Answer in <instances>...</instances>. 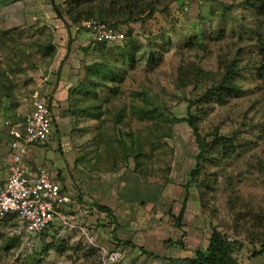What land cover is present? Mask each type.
Wrapping results in <instances>:
<instances>
[{
	"label": "rangeland",
	"instance_id": "obj_1",
	"mask_svg": "<svg viewBox=\"0 0 264 264\" xmlns=\"http://www.w3.org/2000/svg\"><path fill=\"white\" fill-rule=\"evenodd\" d=\"M66 1L0 0V133L30 111L34 94L50 104L37 161L72 195L74 217L20 236L0 264H101L110 251L121 254L110 264H186L213 229L235 242L231 263L263 264L251 254L264 243V0H154L149 18L118 23L124 41L108 47L69 21ZM230 63L242 93L202 99ZM191 66L209 80L195 81ZM148 103L159 116L130 114ZM188 105L207 147L211 133L234 147L227 156L206 150L193 182L195 139L176 121ZM102 204L111 219L94 208Z\"/></svg>",
	"mask_w": 264,
	"mask_h": 264
},
{
	"label": "built area",
	"instance_id": "obj_2",
	"mask_svg": "<svg viewBox=\"0 0 264 264\" xmlns=\"http://www.w3.org/2000/svg\"><path fill=\"white\" fill-rule=\"evenodd\" d=\"M79 28L86 31L94 44H118L123 35L92 19L82 20ZM30 111L16 122H4L7 137V177L0 188V231L10 224L11 235L34 236L53 225L71 226L73 197L37 161L31 149L47 142L51 135V112L45 100L32 97ZM13 219L18 221L12 225ZM101 264L118 262L117 251L103 253ZM168 264V263H161Z\"/></svg>",
	"mask_w": 264,
	"mask_h": 264
},
{
	"label": "trees",
	"instance_id": "obj_3",
	"mask_svg": "<svg viewBox=\"0 0 264 264\" xmlns=\"http://www.w3.org/2000/svg\"><path fill=\"white\" fill-rule=\"evenodd\" d=\"M153 1L154 0H67L65 2V11L71 23H76L78 25L81 20H87L95 17L99 23L123 35V33L117 27L118 23L127 24L129 22H142L143 20L149 18L155 12V9L149 4ZM52 9L55 15L60 18L59 13L53 5ZM259 10L261 14H264V1L261 3ZM122 41H124V36ZM96 45H100V47L112 46L106 43ZM190 68V75L195 79V81L201 80L202 78H206V80H209V74L203 73L198 69V67L191 66ZM235 74L236 71L233 63H230L226 66V69L224 70V73L220 77V79L216 81L215 84H212V86L205 91L203 97L201 98L206 99L207 97H214L217 104H222L226 96L240 95L242 91L232 81ZM182 75L183 74H181V77ZM142 98L144 99V102L147 101L144 95H142ZM47 105L49 108L50 104L48 103ZM187 109V117L176 121L185 122L189 129L192 131L195 139L198 153L196 154L194 159V169L189 173L190 181L193 182L194 178L200 171V161L206 158H204L206 150L211 151L214 148H219V153L222 156H227V154L230 153L234 147L230 139L217 136L216 133H211L210 136H212V141L209 144L211 147H207L208 145L205 143L204 139L201 138L198 134L195 124V117L189 113L190 105H188ZM131 110L132 111L130 112V114H134L138 120L153 119L156 115H158L155 108L151 105L149 108H146L145 106H132ZM137 156H135V160ZM185 202L186 195L182 200V204L177 213V216L174 217V225L176 226V228H179V223L182 220L185 210ZM94 208H96L97 213H102L106 217H109L111 219L112 212L110 209L101 205H95ZM5 237L7 242L3 247H0V252L8 251L13 247L15 243L17 244L20 241V236L10 235ZM168 244L171 246L174 245L182 248L180 243L177 242L168 241ZM234 244L235 242L229 241L223 234L213 229L208 236L207 247L205 250H196L194 251L192 257L184 258L179 262L186 264H234L231 263L229 259V255L233 251ZM130 246L131 248L135 247L131 244ZM261 256H264V243L260 244V249L258 251L251 254L252 258H258Z\"/></svg>",
	"mask_w": 264,
	"mask_h": 264
},
{
	"label": "crops",
	"instance_id": "obj_4",
	"mask_svg": "<svg viewBox=\"0 0 264 264\" xmlns=\"http://www.w3.org/2000/svg\"><path fill=\"white\" fill-rule=\"evenodd\" d=\"M16 122V121H15ZM0 147H5L6 148V153L4 154V153H2L1 151H0V188L2 187V185L4 184V181H5V179H6V177H7V162H8V148H7V137H6V135H5V129L3 128V132H1L0 133ZM40 149V148H39ZM32 150V152H33V154H34V156H35V158L38 160L39 159V154H38V148L37 147H35V148H33V149H31ZM43 151H45V149H43ZM38 155H37V154ZM102 206L103 207H106V208H108V209H110L111 210V208L110 207H108V206H106L105 204H102ZM185 211V210H184ZM185 212L183 213V217H182V219L184 220V216H185ZM112 215H113V213H112ZM206 247H207V245H206ZM205 247V248H206ZM181 250H185V249H183V248H181ZM186 251V254L188 253L187 252V250H185ZM185 255V254H184ZM172 256H174L175 258H183L182 257V255L181 256H179V255H172ZM186 256H184V258H185ZM258 258H260V257H258ZM163 260H165V259H163ZM174 261V260H173ZM163 263L165 262V261H162ZM169 264V263H168ZM174 264V263H173ZM175 264H177L176 262H175Z\"/></svg>",
	"mask_w": 264,
	"mask_h": 264
}]
</instances>
